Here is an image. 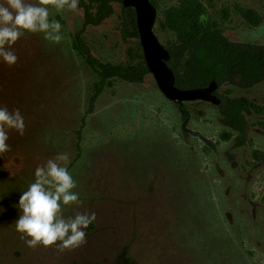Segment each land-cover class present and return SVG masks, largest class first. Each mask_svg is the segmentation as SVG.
<instances>
[{
    "label": "rangeland",
    "instance_id": "obj_1",
    "mask_svg": "<svg viewBox=\"0 0 264 264\" xmlns=\"http://www.w3.org/2000/svg\"><path fill=\"white\" fill-rule=\"evenodd\" d=\"M201 1L206 18L230 41L264 46V0ZM173 2L156 0L154 28L162 43L173 36L157 20ZM237 6L254 10L259 24L245 21ZM48 7L64 39L57 44L25 32L11 49L17 63L0 59V106L19 109L26 124L23 136L8 131L10 151L0 158V264H264V114L245 113L246 142L235 146L236 133L216 105L182 102L186 126L213 142L207 148L184 135L176 101L163 96L151 73L140 83L112 79L85 117L77 158L76 132L98 77L73 49L82 8ZM125 25L114 2L109 17L84 29L92 54L103 62H132L138 40ZM216 91L264 102V81L248 88L226 82ZM59 153L69 155L73 191L82 201L62 205L63 216L95 213L96 219L79 248H30L16 231V205L35 169Z\"/></svg>",
    "mask_w": 264,
    "mask_h": 264
},
{
    "label": "trees",
    "instance_id": "obj_2",
    "mask_svg": "<svg viewBox=\"0 0 264 264\" xmlns=\"http://www.w3.org/2000/svg\"><path fill=\"white\" fill-rule=\"evenodd\" d=\"M118 2L124 10L126 25L130 27L129 34L135 37L137 48L132 62L109 63L95 57L84 40L83 32L86 26H95L109 17L113 10V3ZM150 2L157 7L156 0ZM83 10V22L73 35V49L82 56L85 64L97 75L98 80L92 86L88 108L80 119L75 143L76 156L80 157L82 147L81 131L85 124V117L93 111L94 103L110 80L119 79L130 83H140L149 71L144 62L139 43L132 7H125L122 0H79ZM240 16L250 25L256 26L260 16L252 9L236 7ZM207 9L201 0H174L162 11V18L157 20L165 32L171 33L173 38L162 43L169 51L168 66L172 69L175 85L180 88H194L207 86L211 80L220 87L223 83H234L242 88H248L260 81H264V46L252 47L247 43L230 41L212 19L206 18ZM155 32V28L153 27ZM217 87V88H218ZM217 109L224 123L235 133V146L246 142L245 113L250 111L264 114V102L256 103L243 96L219 95ZM182 119L188 115L183 103L175 102ZM187 136L188 133L184 132ZM228 135L227 137H229ZM207 148L210 145L205 143ZM195 264H198L194 261Z\"/></svg>",
    "mask_w": 264,
    "mask_h": 264
},
{
    "label": "clouds",
    "instance_id": "obj_3",
    "mask_svg": "<svg viewBox=\"0 0 264 264\" xmlns=\"http://www.w3.org/2000/svg\"><path fill=\"white\" fill-rule=\"evenodd\" d=\"M57 12L65 9L77 11L79 0H38L37 4L26 0H5L0 3V59L13 66L18 57L12 49L25 32L43 33L44 39L60 43L62 25L58 20L49 19V7ZM15 130L23 136L25 119L19 109L9 111L0 106V158L10 151L7 143L8 131ZM68 153H59L44 165L35 169V180L27 190L21 192L16 207L20 215L15 221L16 231L30 248L56 246L61 252L79 248L86 241L84 231L95 219V213L76 212L65 218L62 205L81 204L79 193L73 191L77 182L68 171ZM59 242V243H57Z\"/></svg>",
    "mask_w": 264,
    "mask_h": 264
},
{
    "label": "water",
    "instance_id": "obj_4",
    "mask_svg": "<svg viewBox=\"0 0 264 264\" xmlns=\"http://www.w3.org/2000/svg\"><path fill=\"white\" fill-rule=\"evenodd\" d=\"M122 4L125 7L134 9L136 28L144 62L163 96L168 100L180 103L201 100L218 105L220 98L214 93L218 87L214 80H211L204 87L180 88L175 85L174 73L167 64L169 51L153 30L156 20V7L150 0H122ZM188 118L189 116L187 115L182 122V130L199 137L202 141L209 144L211 148H214L213 142L200 132L186 126Z\"/></svg>",
    "mask_w": 264,
    "mask_h": 264
}]
</instances>
